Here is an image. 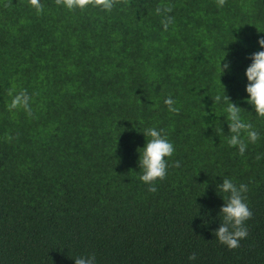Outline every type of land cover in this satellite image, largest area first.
<instances>
[{"label": "trees", "instance_id": "trees-1", "mask_svg": "<svg viewBox=\"0 0 264 264\" xmlns=\"http://www.w3.org/2000/svg\"><path fill=\"white\" fill-rule=\"evenodd\" d=\"M0 264H264V0H0Z\"/></svg>", "mask_w": 264, "mask_h": 264}]
</instances>
